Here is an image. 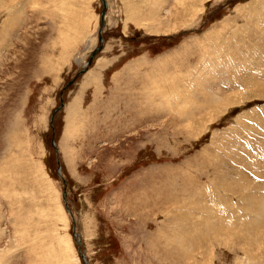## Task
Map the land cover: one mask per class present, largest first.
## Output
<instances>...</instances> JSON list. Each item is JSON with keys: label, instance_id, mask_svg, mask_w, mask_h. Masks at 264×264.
Segmentation results:
<instances>
[{"label": "rangeland", "instance_id": "obj_1", "mask_svg": "<svg viewBox=\"0 0 264 264\" xmlns=\"http://www.w3.org/2000/svg\"><path fill=\"white\" fill-rule=\"evenodd\" d=\"M105 3L0 0V264H264V0Z\"/></svg>", "mask_w": 264, "mask_h": 264}, {"label": "water", "instance_id": "obj_2", "mask_svg": "<svg viewBox=\"0 0 264 264\" xmlns=\"http://www.w3.org/2000/svg\"><path fill=\"white\" fill-rule=\"evenodd\" d=\"M100 3H101V9H100V12H99V23H98V27H97V34H98V40H99V45H97L95 48H93L91 51H90V57L95 53V51H97L99 48H100V45H101V42H102V35H101V27L103 25V13L105 11V6H106V3H105V0H100ZM62 102V100H61ZM62 103H59V105L57 107H55L53 110H56V109H59L60 106H61ZM63 206L65 207V209L68 210V205L66 204V201L65 199L63 198ZM69 211V210H68ZM71 220H72V216H71ZM76 243H78V239L75 240ZM77 251L80 255V257L82 258L84 264H86V260H85V257H84V254L82 252L79 251V248H78V245H77Z\"/></svg>", "mask_w": 264, "mask_h": 264}, {"label": "bare ground", "instance_id": "obj_3", "mask_svg": "<svg viewBox=\"0 0 264 264\" xmlns=\"http://www.w3.org/2000/svg\"><path fill=\"white\" fill-rule=\"evenodd\" d=\"M188 7H189V6H188ZM107 20H108V19H107ZM239 29H240V28H239ZM238 32H239V31H238ZM236 36H237V35H236ZM225 37H226V36H225ZM238 37H240V36H238ZM242 37H243V36H242ZM236 39H237V38H236ZM223 40H224V39H223ZM236 44H238V43L236 42ZM241 44H242V43H241ZM242 47H243V46H242ZM100 48H101V47H100ZM233 48H234V46H233ZM236 48H237V47H236ZM228 50L230 51L231 49H228ZM229 51H228V52H229ZM239 53H240V52H239ZM95 54H96V53H95ZM227 55H229V54H227ZM235 55H236V54H235ZM225 56H226V55H225ZM225 56H224V57H225ZM262 56H263V55H262ZM227 57H228V56H227ZM236 57H237V56H236ZM209 58H210V57H209ZM225 58H226V57H225ZM223 59H224V58H223ZM224 61H225V60H224ZM234 61H235V60H234ZM200 70H201V69H200ZM199 75H200V74H199ZM232 80H233V79H232ZM198 90H199V89H198ZM187 94H188V93H187ZM62 102H63V100H62ZM211 105H212V104H211ZM207 107H208V106H207ZM207 107H206V108H207ZM199 109H200V108H199ZM248 165H249V164H248ZM246 170H247V169H246ZM229 185H230V183H229ZM231 190H232V189H231ZM255 191H256V190H255ZM256 193H258V192H256ZM263 199H264V198H263ZM261 201H262V200H261ZM242 202H244V201L242 200ZM243 205H244V203H243ZM248 205H249V204H248ZM249 207H250V206H249ZM262 208H263V207H262ZM244 209H245V207H244ZM251 211H253V210H251ZM197 213H198V212H197ZM244 213H245V211H244ZM244 213H243V214H244ZM247 213H249V212H247ZM253 214H254V213H253ZM261 214H262V213H261ZM219 215H220V214H219ZM250 215H251V214H250ZM259 215H260V212H259ZM259 215H258V216H259ZM245 217H247V216H245ZM261 217H262V216H261ZM72 218H73V217H72ZM258 218H259V217H257L256 219L258 220ZM203 220H207V218H204ZM259 221H260V220H259ZM73 222H74V220H73ZM250 222H251V221H250ZM257 224H258V223H257ZM74 234H75V233H74ZM220 239H221V238H220ZM76 240H77V239H76ZM78 243H79V240H78ZM78 248H79V246H78ZM169 250H170V249H169ZM79 251H80V248H79ZM80 252H81V251H80ZM84 257H85V255H84ZM85 260H86V257H85ZM86 264H88V263H87V260H86Z\"/></svg>", "mask_w": 264, "mask_h": 264}]
</instances>
